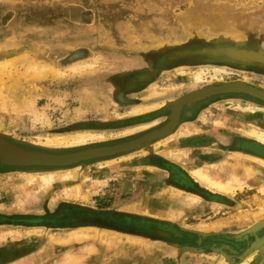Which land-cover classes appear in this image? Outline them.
Returning a JSON list of instances; mask_svg holds the SVG:
<instances>
[{
    "label": "rangeland",
    "instance_id": "obj_1",
    "mask_svg": "<svg viewBox=\"0 0 264 264\" xmlns=\"http://www.w3.org/2000/svg\"><path fill=\"white\" fill-rule=\"evenodd\" d=\"M216 6L228 18L226 39L212 19L196 23ZM220 38L227 42L216 44ZM198 47H207L208 58L217 47L264 51V0H0V134L25 150L75 153L161 130L170 105L204 87L240 81L264 88V72L203 64L189 56ZM77 52L84 57L71 61ZM215 68L224 71L221 80L210 78ZM201 70L209 78L198 83ZM249 104L262 109L248 111ZM252 130L264 132V102L218 95L186 106L171 135L139 152L61 169L0 163V264H65L68 254L90 264H264L263 243L247 252L264 238V228L247 229L264 216V143ZM83 134L90 138L81 144L46 145ZM231 155L258 160L241 192L222 193L192 175ZM161 190L198 197L202 210L153 215L128 205ZM80 228L106 231L113 244L122 239L113 231L139 242L119 254L107 241L63 242ZM178 245L189 250L168 253Z\"/></svg>",
    "mask_w": 264,
    "mask_h": 264
},
{
    "label": "bare ground",
    "instance_id": "obj_2",
    "mask_svg": "<svg viewBox=\"0 0 264 264\" xmlns=\"http://www.w3.org/2000/svg\"><path fill=\"white\" fill-rule=\"evenodd\" d=\"M205 11L202 12V14H198L199 16L197 17L198 19L196 20V23H200V24H204V22H207V20H210L212 19V22H213V25H212V28L213 29H218L219 33H224V34H220L222 37L226 38L228 36V25H227V20L228 18L227 17H224L222 16L224 13L221 12L220 9H217V6L215 8H212L211 11H207L205 12L208 13L207 16H203ZM191 13V12H190ZM193 13V11H192ZM188 19H190V15H187ZM229 37V36H228ZM238 37L235 35V38ZM222 38V39H224ZM31 63L30 60H28V63L29 64ZM34 71V70H33ZM37 73H38V76L40 78H45L46 75L45 73H43L40 69H36L35 70ZM205 71V70H204ZM9 72V71H8ZM58 72V71H57ZM6 73V68L5 67H1L0 66V79L2 80L4 78V75ZM214 73V74H213ZM213 73H208L210 74V78L213 79V80H221L222 79V75L224 74V71L221 70V69H218V68H215L214 69V72ZM10 74V73H9ZM208 74L203 72L202 70L200 72H197L195 75H194V78H195V81L198 82V83H202V82H205V81H208L207 79L209 78L208 77ZM29 76V75H28ZM10 81H11V85L8 87V91L12 94L11 96H13V94L16 92H12V90L14 88L17 87V82H16V79H13L12 76H10ZM19 88V87H18ZM264 89V88H263ZM2 95L3 94H0V99L2 98ZM28 95V94H27ZM4 96V95H3ZM11 96H10V99H11ZM8 97V95H7ZM6 97V98H7ZM14 98V97H13ZM27 98V97H26ZM5 99V98H4ZM8 99V100H10ZM17 99V98H16ZM1 101V100H0ZM12 101V99H11ZM11 101H10V104H11ZM6 102V100L4 101ZM9 102V101H8ZM20 102V101H19ZM9 104V103H8ZM7 104V105H8ZM13 104V103H12ZM5 106V105H4ZM12 106V105H11ZM26 108H29L30 106L28 104H25ZM15 107V106H14ZM248 111L249 109L252 111V112H255L256 109L260 110L262 108H259L257 106H254L252 104H249L248 107H247ZM6 109V108H5ZM8 109V108H7ZM11 110V109H10ZM12 112H16V111H12ZM17 114V113H16ZM220 123V122H219ZM223 123V122H222ZM227 124V123H226ZM128 132V131H127ZM250 136H252L253 138H256L258 141L264 143V132H258L256 130H252L251 132H249ZM251 137V138H252ZM54 138V137H53ZM88 138H90V136L88 135H80L78 136V138H71V140H67V141H64V140H60V139H51V138H48V141L46 143V145L48 146H58L60 144H64V143H67V144H81V143H84L88 140ZM242 155V154H241ZM210 158V157H209ZM238 159H242V161H238ZM202 161V160H201ZM254 161H258V160H255V159H252V158H248V157H244L242 158L241 157H235L233 155L229 156V158H227L226 162H221L218 163V164H212L210 165L208 168H199V169H196V170H193L192 171V175L200 182L202 183L203 185H206L207 187H210L211 189H216L222 193H232V192H235L237 189H240L242 187H244V182H246L249 178V174L250 172L253 171V167H252V163L255 164ZM263 162V161H262ZM261 162V163H262ZM195 166V165H194ZM226 166V167H225ZM207 167V166H206ZM49 175V174H47ZM73 176V175H72ZM30 177V176H29ZM71 177V176H70ZM70 177H67V179H70ZM248 177V179H247ZM42 180H43V184L45 187L46 186H50L52 183H53V180L52 179H49V178H46V176H41ZM36 178L35 177H30L28 180L31 182V184H34L33 181L35 180ZM54 179V178H53ZM88 179V178H87ZM69 180V182H70ZM250 182V180H248ZM247 181V182H248ZM36 184V183H35ZM39 186V185H38ZM71 188V187H70ZM73 189V188H72ZM78 190V189H76ZM83 190V189H82ZM85 190V189H84ZM215 190V191H216ZM75 191V190H74ZM73 191V192H74ZM84 192V191H83ZM240 192H241V189H240ZM263 193L264 195V188H262V191H260ZM78 193V192H77ZM74 194V193H73ZM174 193L171 191V190H168L166 192V195L163 196L164 198V202H159L158 204L157 203H153V201H147V202H143V205L140 207L141 210L143 211H150V212H156V211H162V212H165L166 214H172L173 212L177 211L180 206L182 207H186L187 204L189 206L190 209H192V204L193 206L194 205H198L200 204V199L198 197L196 198H192V196L189 198V199H185V201L187 202V204L182 201V203H180L178 200H176L175 198H172L171 196L173 195ZM176 195V194H175ZM233 196V195H232ZM78 197H79V194H78ZM197 198L199 200H197ZM255 198V197H254ZM181 200V199H180ZM162 201V200H161ZM157 204V205H156ZM264 205V203H263ZM226 206V205H225ZM139 207V206H138ZM184 209V208H183ZM184 211V210H183ZM145 213V212H144ZM178 213V212H177ZM249 214V213H248ZM245 215V214H244ZM243 216V215H242ZM251 216V215H250ZM238 217V216H237ZM241 216L239 215V218ZM238 219V218H237ZM255 219V218H254ZM250 220V219H249ZM240 222V221H239ZM245 222V221H244ZM246 226V224H245ZM257 226H262L264 227V216H262L261 218H258L257 220L255 221H251V225H249V227L247 229L251 230V231H254L253 229L256 228ZM207 227V226H206ZM112 233V232H111ZM81 234L79 238L77 236V234L75 232H73L72 234L69 233L68 236L66 237L65 240H63V242H66L69 240L71 242H75V243H78V242H91L93 240H98L99 242H101L102 239H107L105 237V232H96V231H93V230H86L85 228H83V230L79 233ZM109 234V233H107ZM116 234V233H113L112 234V238L114 237L113 235ZM72 236L74 239H72ZM64 237V236H63ZM110 237V236H109ZM121 238L123 240H125V242H123V244L121 245H117V244H112L113 247H117L119 248V252H130L132 250L131 249V245L132 244H135L133 243L132 240H135V239H139L137 237H134L132 235H128V236H123L121 235ZM75 239L77 241H75ZM118 239V238H117ZM261 239V238H260ZM54 240V239H53ZM67 240V241H66ZM86 240H88L86 242ZM56 241L55 243H61L62 239L60 237V239H57V240H54ZM261 241V240H259ZM62 242V243H63ZM61 243V244H62ZM97 243V242H96ZM72 245V244H71ZM264 246V245H263ZM94 247V246H93ZM174 248V253H180V252H186L188 251L189 249H187V247H181V246H176V247H173ZM86 249V248H84ZM90 249V248H89ZM81 250V249H80ZM83 252V251H82ZM81 252V253H82ZM142 253V252H141ZM190 253V252H189ZM143 254V253H142ZM243 259V258H242ZM34 260V259H33ZM64 261L62 262H65V264H90L89 263V260H85V259H82V258H79V257H75L74 255H71V254H68L65 256V259L63 258ZM222 261V260H221ZM247 261V260H246ZM30 262V261H29ZM27 262V263H29ZM55 262V261H54ZM22 264V263H20ZM60 264V263H59ZM246 264V263H245Z\"/></svg>",
    "mask_w": 264,
    "mask_h": 264
},
{
    "label": "water",
    "instance_id": "obj_3",
    "mask_svg": "<svg viewBox=\"0 0 264 264\" xmlns=\"http://www.w3.org/2000/svg\"><path fill=\"white\" fill-rule=\"evenodd\" d=\"M225 39L220 38L216 41V44L227 42ZM225 54L238 62L264 64V51L261 49L258 51H252L233 47L227 49ZM83 57L84 54L82 52H77L70 57V60L81 59ZM226 94H242L264 102V89L262 87H255L240 81L216 83L194 91L171 104L169 107L172 110L170 122L164 128L130 142L120 143L113 146L85 149L69 154H51L25 150L11 144L5 139L3 134H0V163L4 166L49 167L61 169L72 167L89 160L102 159L104 157L128 152H139L149 148L151 144L157 142L159 139L171 135L177 127L180 115L186 106H191L194 103ZM263 228L264 227L262 226H257L253 230L254 232H257ZM261 243L264 244V238L257 239V243L252 244V247L248 248L247 252L252 253L254 248L257 247L256 245Z\"/></svg>",
    "mask_w": 264,
    "mask_h": 264
},
{
    "label": "crops",
    "instance_id": "obj_4",
    "mask_svg": "<svg viewBox=\"0 0 264 264\" xmlns=\"http://www.w3.org/2000/svg\"><path fill=\"white\" fill-rule=\"evenodd\" d=\"M121 176V175H120ZM123 176H126V178L128 179V180H131V179H134V178H132L131 176H127V175H123ZM119 177V176H118ZM128 185V184H127ZM132 185H133V183H132ZM162 192L158 195V196H153V195H151V196H147V197H145V198H143V199H140V201H133V202H129L128 203V205H130L129 207H131V206H135V205H137V209L139 210V212H141V213H144V214H153V215H157V214H166L165 212H162V211H156V212H150V211H143V210H141L140 209V207L143 205V202H147V201H153V203H159V202H164L163 200H164V198H163V196H165L166 195V192L168 191V190H161ZM173 192V191H172ZM174 194L171 196L172 198H175L176 200H178L180 203H182V201H184L186 204H187V202L185 201V199L187 200V199H189L190 197H185L186 195H183L182 194V192H173ZM176 194V195H175ZM181 199V200H180ZM162 200V201H161ZM156 204V205H157ZM139 206V207H138ZM204 207V206H203ZM184 208V209H183ZM184 210V211H183ZM202 210V205H200V204H198V205H194L193 206V204H192V209H190L189 208V206H188V204H187V206L185 207H182V206H180V208L177 210V211H175V212H173L172 213V215H177V216H180V215H184L185 213H190V212H194V213H200V211ZM178 212V213H177ZM80 230H83V228H80V229H77V231H76V233L77 232H79ZM86 230H90V229H86ZM96 231H98V230H96ZM100 232H106V231H100ZM113 233H117V234H121V235H123L124 236V234H122V233H118V232H114L113 231ZM116 235V234H115ZM126 235V234H125ZM127 235H132V234H127ZM133 236V235H132ZM135 237V236H134ZM112 240V239H111ZM88 240H86V242H87ZM109 242V244H113V242L111 243V241H110V239H102L101 240V242H99L97 239L96 240H93V241H91V242H87V243H85V244H87V245H95V244H97V243H100V245H103L102 243L103 242ZM112 241H114L115 243L114 244H117V245H121V244H123V242H125V240H123V239H117V238H114ZM133 241V243H135L136 241L137 242H139V240H137V239H135V240H132ZM97 242V243H96ZM90 248V247H89ZM96 247H93V246H91V251H93V249H95ZM111 248V247H110ZM110 248H109V250H110ZM172 253L173 255H175V253L174 252H172V251H169L168 253ZM189 263H190V261H189ZM188 263V264H189Z\"/></svg>",
    "mask_w": 264,
    "mask_h": 264
},
{
    "label": "flooded vegetation",
    "instance_id": "obj_5",
    "mask_svg": "<svg viewBox=\"0 0 264 264\" xmlns=\"http://www.w3.org/2000/svg\"><path fill=\"white\" fill-rule=\"evenodd\" d=\"M217 50H212V54L213 56L211 58H208L206 55H208V51H207V47H198L197 49H195L194 51H192L191 53H189V56L199 62H202L203 64H218V65H222V66H230V67H236L239 69H251V70H256L259 72H264V65L263 64H242V63H238V62H232V61H228L226 59L227 56L224 55V53L226 52V50H224L222 52V47H217ZM192 55V56H191ZM226 57V58H224ZM139 81V80H137ZM132 82V81H131ZM138 83V82H137ZM129 85V83H128ZM250 145L249 147L251 148ZM252 149V148H251Z\"/></svg>",
    "mask_w": 264,
    "mask_h": 264
}]
</instances>
